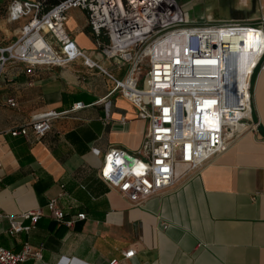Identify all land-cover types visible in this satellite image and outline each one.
Returning <instances> with one entry per match:
<instances>
[{
	"label": "crops",
	"instance_id": "obj_1",
	"mask_svg": "<svg viewBox=\"0 0 264 264\" xmlns=\"http://www.w3.org/2000/svg\"><path fill=\"white\" fill-rule=\"evenodd\" d=\"M202 1H181L191 24L197 20L189 16L190 2ZM217 13H204L202 25L238 22L264 36V0H217ZM64 29L97 67L78 59L27 75L25 65L9 63L0 75V214L42 213L34 229L14 236L0 221V248L17 254L27 244L40 251L41 259L21 264H264V70L253 75L250 120L257 129L233 139L242 127L232 128L225 153L134 206L98 176L108 151L135 153L148 129L135 107L112 93V79H124L129 66L100 53L85 12L68 11ZM77 103L84 108L53 121L41 139L31 131L26 138L10 134L35 114ZM51 200L66 219L85 220L71 229L56 222L46 208ZM127 251L132 258H123Z\"/></svg>",
	"mask_w": 264,
	"mask_h": 264
},
{
	"label": "built area",
	"instance_id": "obj_2",
	"mask_svg": "<svg viewBox=\"0 0 264 264\" xmlns=\"http://www.w3.org/2000/svg\"><path fill=\"white\" fill-rule=\"evenodd\" d=\"M181 1L186 0H63L43 12L39 0H12L7 10L11 21L27 19V23L13 45L0 47V75L9 63L25 65L27 75L35 67H63L78 59L88 68L97 67L65 32L66 14L72 9L85 12L100 53L129 66L124 79H112V93L129 101L138 118L148 121V129L135 153L108 151L98 176L134 206L225 153L232 143L225 140V130L241 126L235 139L258 127L250 118L253 75L259 66L264 70L261 29L238 22L191 24ZM242 66H250V73L240 79ZM4 104L16 107L13 99ZM83 108L77 103L65 112L35 114L26 127L10 134L26 138L31 131L41 139L53 121ZM46 208L69 229L86 218L79 214L66 219L54 200ZM41 216L38 209L17 217L0 214V221L8 223L7 233L14 236L34 229ZM133 255L127 251L123 258ZM29 259H41L40 251L27 244L17 254L0 248V264Z\"/></svg>",
	"mask_w": 264,
	"mask_h": 264
},
{
	"label": "rangeland",
	"instance_id": "obj_3",
	"mask_svg": "<svg viewBox=\"0 0 264 264\" xmlns=\"http://www.w3.org/2000/svg\"><path fill=\"white\" fill-rule=\"evenodd\" d=\"M11 0H0V47H8L13 45L21 37V29L27 23V19H22L13 22L8 16V6ZM196 2V1H195ZM191 9H188L191 20L195 18V25H202L203 14H214V17H219L217 13V0H203L197 5L192 4ZM245 18V17H243ZM228 131V130H227ZM225 133L229 134L230 131Z\"/></svg>",
	"mask_w": 264,
	"mask_h": 264
},
{
	"label": "trees",
	"instance_id": "obj_4",
	"mask_svg": "<svg viewBox=\"0 0 264 264\" xmlns=\"http://www.w3.org/2000/svg\"><path fill=\"white\" fill-rule=\"evenodd\" d=\"M12 1V0H11ZM43 4V12L48 11L63 0H39Z\"/></svg>",
	"mask_w": 264,
	"mask_h": 264
},
{
	"label": "bare ground",
	"instance_id": "obj_5",
	"mask_svg": "<svg viewBox=\"0 0 264 264\" xmlns=\"http://www.w3.org/2000/svg\"><path fill=\"white\" fill-rule=\"evenodd\" d=\"M240 73H239V77L240 79H243L244 77H247V75L250 73V66L244 67L242 66L239 69Z\"/></svg>",
	"mask_w": 264,
	"mask_h": 264
}]
</instances>
